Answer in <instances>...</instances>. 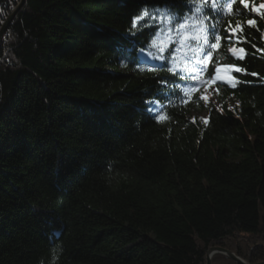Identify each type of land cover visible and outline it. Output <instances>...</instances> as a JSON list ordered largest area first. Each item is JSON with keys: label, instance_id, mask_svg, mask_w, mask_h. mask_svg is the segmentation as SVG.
Instances as JSON below:
<instances>
[{"label": "trees", "instance_id": "16d2710c", "mask_svg": "<svg viewBox=\"0 0 264 264\" xmlns=\"http://www.w3.org/2000/svg\"><path fill=\"white\" fill-rule=\"evenodd\" d=\"M20 1L0 0V31ZM211 2L25 0L0 45V264H207L218 247L264 260L244 252L264 250V0L227 19ZM205 15L221 39L203 72ZM213 63L244 69L235 88L211 82ZM202 81L221 106L206 124Z\"/></svg>", "mask_w": 264, "mask_h": 264}, {"label": "snow or ice", "instance_id": "6c2138e0", "mask_svg": "<svg viewBox=\"0 0 264 264\" xmlns=\"http://www.w3.org/2000/svg\"><path fill=\"white\" fill-rule=\"evenodd\" d=\"M204 2L207 3V0H204ZM233 3H235V0H225V4L219 8V10L217 11V14H220V12H222L225 15H231ZM240 3L244 7H247L246 0H240ZM260 8H264V5H261ZM260 8H256L255 6H253V10L256 11L262 18H264V11H261ZM217 9H218V6H217L215 0H212L210 10L216 11ZM189 11H190V13H194V14L198 15V14H201L202 8L200 6H195L194 8L190 9ZM236 14L238 15L239 13L237 12ZM145 17H149V12L147 9H144L139 16L134 17L132 27L136 28L137 22L144 20ZM151 19L157 20V17L155 15H153L151 17ZM175 19H177V18H175L171 15H168L167 23L169 25H171L172 21ZM206 19H207V22H205V20H196L193 17V22L195 24L203 25V27L200 28L201 32H204L206 29L209 30V34H206L203 36V44L208 47L209 51L205 54L203 59H198L196 61L197 64L204 65L205 71L207 68L206 62L211 60L212 52L214 50H216V48L218 47L219 41L221 39L220 35L217 34L216 25L211 23V18L209 17ZM157 22L158 23L164 22V18L161 17V19ZM247 24L250 26H255V21L254 20H248ZM188 26H189V17L185 16L184 18H180V21L176 24V31L180 32L181 30L187 28ZM161 31H163V29H157L156 35L159 36ZM238 31L242 32L243 26L239 22L235 26H232L231 21H229L228 27L225 29L227 36L229 37L230 40H232L234 38L236 43H241L242 41H241L240 37H238L236 35V33ZM168 33L169 34L172 33L171 27L168 28ZM134 34L135 33H133V35ZM185 38H191V39H196V40L200 39L199 36H194V37H187L186 36ZM172 42L174 43L175 41H172ZM182 43H183V40L181 41V44ZM152 44H153V46H155V44H156L155 39L152 41ZM253 47H255V45H253ZM176 50H178V49H176ZM176 50H174V52ZM159 51L163 52V51H165V49L163 47H161ZM197 51H203V49H197ZM229 51L233 55V57H235L236 59H241V60L244 59V55L246 54L245 49H243V48H240V49L230 48ZM257 51L264 52V50H262V49H257ZM141 55H143V53H141ZM147 55H148V57L156 58L155 53L150 52ZM159 58L162 59V57H159ZM213 68H214L213 75L210 78L211 82L215 83L217 81V78L219 77L221 83L228 84L230 87H233V88L236 87V84L238 83V81L234 82V78L231 76V73L232 72H244V69L238 68L235 65H225V66L213 65ZM222 72L225 73L224 76H220V73H222ZM245 74H247V73H245ZM252 75H255V74H252ZM193 79H195V77H193ZM196 90H198V89H192V91H196ZM183 91L187 94L189 90L184 89ZM216 91H218V89ZM200 98L205 100V101L208 100L207 96H201ZM189 99H191L190 96H189ZM184 103H187V101H184ZM148 110L153 111V112H157L159 110V107L155 104H151L149 106ZM155 118L158 121H162L166 117L161 116V115H157ZM203 122L206 124L207 120H204Z\"/></svg>", "mask_w": 264, "mask_h": 264}, {"label": "rangeland", "instance_id": "374dc122", "mask_svg": "<svg viewBox=\"0 0 264 264\" xmlns=\"http://www.w3.org/2000/svg\"><path fill=\"white\" fill-rule=\"evenodd\" d=\"M260 4H262V2L260 3ZM16 9V8H15ZM11 15V14H10ZM6 34V33H5ZM5 36V35H4ZM4 38V37H3ZM3 40V39H2ZM2 40H1V42H0V45H1V43H2ZM225 75V73H220V76H224ZM220 81V79H219V77L217 78V82H219ZM203 96H207L208 97V100L207 101H205V100H203L204 102V110L203 111H200V112H197V113H194V115L195 116H198L199 118H202L203 120H205L206 118H207V116H208V110H210L211 108H217V110H220L221 109V107H220V105L217 103V101H216V99H215V97H214V90L212 89V88H210V87H206V88H204L203 89ZM216 104L218 105L217 107H215L216 106ZM246 239V238H245ZM238 242L240 241V242H243V241H245L244 240V238H242V237H237V239H236ZM232 245V244H231ZM252 245H255V246H253V248H249V247H247V249L246 250H244V252H246V251H249V253H251L250 252V250L252 251V253H262V251H264L263 250V246L261 245V242H260V240H257V241H255V242H253V244ZM219 248V247H218ZM258 248V249H257ZM257 249V250H256ZM231 253H233V254H235L234 252H232V251H230ZM251 253V254H252ZM236 255V254H235ZM218 256H219V260L218 261H213L212 262V260H211V263L210 264H236L235 262H233L230 258H228L227 256H225V255H223V254H218ZM237 256V255H236ZM237 257H239V256H237ZM240 258V257H239ZM243 262H245V263H247V264H259V263H263L264 262V260L263 261H261V262H259V261H255V262H249V261H247V260H244V259H242V258H240Z\"/></svg>", "mask_w": 264, "mask_h": 264}, {"label": "water", "instance_id": "95a60500", "mask_svg": "<svg viewBox=\"0 0 264 264\" xmlns=\"http://www.w3.org/2000/svg\"><path fill=\"white\" fill-rule=\"evenodd\" d=\"M25 4V0H21L19 5L16 7V9L11 13V15L9 16V18L6 20L3 28L0 31V42L3 39L6 31L8 30L10 24L14 21L16 15L18 14V12L21 10V8L24 6ZM215 254H223L225 256H227L228 258H230L233 262H235L236 264H247L245 262H243L239 257H237L235 254L231 253L228 250L222 249V248H211L208 252H207V264L211 263V255H215ZM259 264H264L263 263H259Z\"/></svg>", "mask_w": 264, "mask_h": 264}, {"label": "bare ground", "instance_id": "6f19581e", "mask_svg": "<svg viewBox=\"0 0 264 264\" xmlns=\"http://www.w3.org/2000/svg\"><path fill=\"white\" fill-rule=\"evenodd\" d=\"M224 1V3H223V5L225 4V0H223ZM238 0H235V2H237ZM199 4V3H198ZM234 4L235 3H233L232 4V12L233 13H235V10H233L234 9ZM219 9H217V11H218ZM221 13V15L223 16V18H225V19H227L230 15H225V14H223L222 12H220ZM210 16L209 15H205L203 18H201L202 20H205L206 22H207V19L206 18H209ZM212 22L215 20V18L213 17L212 19ZM165 23H166V21H165ZM176 24H177V22H176ZM166 25V24H165ZM171 28H172V33L171 34H169L168 33V28H169V26H167L165 29H166V38H168L169 40H170V38H172L173 36H175V33H177V31H176V27H173V25L172 26H170ZM202 27H203V25H202ZM186 30H184V32H185ZM208 34H209V30L208 29H206L205 30ZM181 32V31H180ZM180 32H178V33H180ZM182 33V32H181ZM217 34H218V31H217ZM205 49H207V50H209L208 49V47L207 46H205ZM174 50H176V48H174V49H172V52H174ZM210 61H208V63H209ZM209 65V64H208ZM213 65H214V63L211 65V67L209 68V66H208V69L210 70L212 67H213ZM201 68H202V70H203V72H205V70H204V65H202L201 66ZM206 71H208V70H206ZM232 73H234V72H232ZM231 73V74H232ZM199 77V76H198ZM233 78H234V80H236V77H234V76H232ZM220 82V81H219ZM203 81L200 83V86H199V92L201 93V95H200V97L201 96H203V89L204 88H206V87H210V88H212L213 90H214V97H215V99H216V95H217V93H216V87L215 86H212V83H209V82H207L206 83V86L205 87H203ZM222 84H225V83H222ZM202 100V104H203V106H204V101H203V99H201ZM217 101V100H216ZM218 103V102H217ZM160 105V104H159ZM218 105L216 104V106L215 107H217ZM159 107V110H160V106H158ZM221 107V106H220ZM214 108V107H213ZM214 109H216L217 110V108H214ZM158 110V111H159ZM217 256V254H215V255H211L210 256V258H211V260L214 258V257H216Z\"/></svg>", "mask_w": 264, "mask_h": 264}]
</instances>
